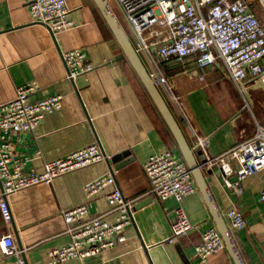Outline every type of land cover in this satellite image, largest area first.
I'll return each instance as SVG.
<instances>
[{"label": "crops", "instance_id": "obj_1", "mask_svg": "<svg viewBox=\"0 0 264 264\" xmlns=\"http://www.w3.org/2000/svg\"><path fill=\"white\" fill-rule=\"evenodd\" d=\"M67 5L74 24L53 33L33 22L28 0H0V105L28 82L38 84L33 99L64 95L63 107L47 115L34 131L11 136L13 159L24 161L26 171L41 173L46 162L97 142L109 158L130 151L131 161L109 163L105 159L61 175L52 184L8 196L12 222L6 225L0 211V241L12 233L19 249L21 241L27 264H49L50 249L69 242V228L75 225L65 221L63 211L88 201L91 216L108 221L117 218L106 196L113 184L91 198L85 193L87 184L111 175L115 186L134 201L126 241L97 255L60 264H201L195 247L216 223L198 186L183 201L194 228L174 243L169 242L178 206L174 198L160 201L154 197L152 203L136 208L150 197L144 164L153 154L167 150L181 158L176 140L95 1L67 0ZM79 49L88 54L95 69L72 81L67 78L62 53ZM162 68L177 100L166 93L163 96L198 162L203 155L209 159L223 154L252 138L259 126L264 128V77L247 78L251 98L247 108L221 61L200 68L194 58L172 59L162 63ZM232 165L238 167L236 161ZM202 170L226 222L225 214L233 208L246 217L245 227L232 231L243 261L264 264V167L254 164V174L242 181L239 193L225 185L219 166L204 163ZM230 179L235 182L238 177L232 174ZM209 263L235 264L227 249L211 256ZM0 264L19 262L5 257L0 247Z\"/></svg>", "mask_w": 264, "mask_h": 264}, {"label": "built area", "instance_id": "obj_2", "mask_svg": "<svg viewBox=\"0 0 264 264\" xmlns=\"http://www.w3.org/2000/svg\"><path fill=\"white\" fill-rule=\"evenodd\" d=\"M123 16L130 25L134 48L143 60L154 84L160 91L177 100L162 63L172 59L194 58L200 68L221 61L227 75L244 97L250 108L246 80L253 76L264 77V19L257 13V5L264 14V0H116ZM31 19L41 23L53 33L73 26L67 0H28ZM67 78L75 79L95 69L84 50L62 53ZM38 90L36 82L17 87L16 96L0 105V211L6 225H11L12 212L8 196L40 184H52L66 173L104 161L106 154L99 143L82 147L68 155L48 161L44 171H26L24 161L14 160V144L11 136L34 131L49 114L63 107L64 95L53 94L33 99ZM236 161L235 168L232 162ZM254 164L264 167V128L259 126L256 134L239 142L223 154L207 159L205 165L219 166L225 185L241 192V183L254 174ZM149 180L150 196L160 201L174 198L178 206L171 224L169 242L187 234L194 228L184 208V199L197 191L192 170L181 157L167 150L153 154L144 164ZM238 179L232 182L230 176ZM113 184L106 194L110 205L118 213L114 221L102 216H91L88 201L63 211L65 221L75 225L69 228L70 241L53 247L48 252L49 264H60L74 259H85L126 241V228L133 222L134 201L128 200L115 186L111 175L97 179L85 187L88 198L104 187ZM264 199V189L262 190ZM225 217L229 229L240 230L246 225L244 213L233 208ZM3 255L25 264L12 233L0 241ZM226 249L217 227H211L196 245V255L201 264H210L211 256Z\"/></svg>", "mask_w": 264, "mask_h": 264}, {"label": "water", "instance_id": "obj_3", "mask_svg": "<svg viewBox=\"0 0 264 264\" xmlns=\"http://www.w3.org/2000/svg\"><path fill=\"white\" fill-rule=\"evenodd\" d=\"M94 1L97 4L99 10L101 11V14L105 18L106 22L108 23L111 31L113 32L114 37L119 43L125 57L132 65L133 69L135 70L139 79L141 80L143 86L145 87L147 93L149 94L155 106L157 107L160 115L162 116L166 125L170 129L174 139L176 140L178 148L180 149L183 159L188 164L189 168L192 170V174L195 179V182L205 197L206 203L215 220L216 227L219 230L225 242L227 251L229 252L235 264H245L236 246L232 232L229 229L227 222L225 218L223 217L222 213L220 212L218 207L215 205L213 197L211 196V193L209 191L207 182L205 180V175L202 170L203 164L207 161L206 157L200 153L203 156L200 157L201 161L198 162L195 156L194 150L189 145L179 122L177 121L175 115L173 114L171 108L169 107L162 92L154 84L147 67L145 66L143 60L141 59L136 49L134 48L133 43L128 33L126 32L125 28L123 27L118 17L116 16L115 12L113 11L109 3V0H94ZM130 153H131L130 151H124V152L113 155L111 158L106 156V159L107 161H109V163L110 162L117 163V162L123 161L126 158H129L127 161H125V163H128V161H131ZM119 166H123V165H119ZM153 199H154V196H150L144 199L143 201H140L136 205V208L137 209L142 208L152 203ZM18 243H19L20 249L22 250L23 246L19 239H18ZM22 256L24 258L25 264H27L25 255L22 254ZM185 259L187 260L186 257Z\"/></svg>", "mask_w": 264, "mask_h": 264}, {"label": "rangeland", "instance_id": "obj_4", "mask_svg": "<svg viewBox=\"0 0 264 264\" xmlns=\"http://www.w3.org/2000/svg\"><path fill=\"white\" fill-rule=\"evenodd\" d=\"M109 3H110V5H111L113 11L118 15V17H119V19H120L119 21L121 22V24H122L123 27L125 28V30H126V32L128 33L130 39H131L132 41H134V38H133V35H132L131 27H130V25L127 23L125 17L123 16V13H122V11H121V8H120L119 4L117 3L116 0H109ZM256 8H257L256 10H257V13L259 14L260 18H261V19H264V14H263L261 8H260L258 5H257Z\"/></svg>", "mask_w": 264, "mask_h": 264}]
</instances>
